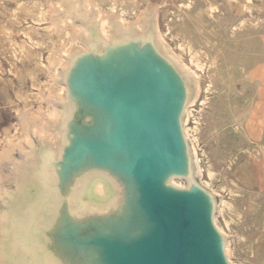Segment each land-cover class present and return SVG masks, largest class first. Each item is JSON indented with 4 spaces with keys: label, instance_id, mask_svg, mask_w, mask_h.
<instances>
[{
    "label": "water",
    "instance_id": "1",
    "mask_svg": "<svg viewBox=\"0 0 264 264\" xmlns=\"http://www.w3.org/2000/svg\"><path fill=\"white\" fill-rule=\"evenodd\" d=\"M92 23L60 73L58 141L29 151L3 200V264H230L184 129L188 73L148 27L109 39Z\"/></svg>",
    "mask_w": 264,
    "mask_h": 264
},
{
    "label": "rangeland",
    "instance_id": "2",
    "mask_svg": "<svg viewBox=\"0 0 264 264\" xmlns=\"http://www.w3.org/2000/svg\"><path fill=\"white\" fill-rule=\"evenodd\" d=\"M18 1L21 0H0V131L17 122L13 104L8 100V96H11L13 100L17 99L14 88L18 85V80L12 71L13 41L22 42L27 39L22 30L30 24L35 25L40 31L47 26L46 21L33 22L23 14L20 17V23L15 22L13 12L17 8ZM117 2L121 5L126 0H117ZM136 2L141 9H148L146 21L150 32L154 34L160 45L176 58L178 65L188 73L191 98L183 120L184 129L189 127L191 131L193 130L192 137L195 139L198 137L195 144L186 132L192 152L202 158L201 165L204 171L198 181L217 198L215 224L226 236L227 245L230 244L233 248V252H230L226 246L228 260L230 264H264V148H262L264 147V0H253L254 6L246 10L242 7L244 0H136ZM72 8L69 7L68 11L65 9L64 15H69V11L73 15ZM81 18L85 19L87 25L95 26L92 19H88L90 17ZM196 20L198 22L204 20L202 23L204 25ZM245 20L246 24H244ZM193 28L197 31L192 30ZM188 32L191 34L186 35ZM238 32L240 36L236 38ZM250 40L252 45L256 46L248 44ZM191 42H193L192 45H190ZM47 55V51L44 50V60ZM196 56L200 57L201 63ZM213 59L217 61L214 62ZM17 63L22 65L20 61ZM198 64L200 69L196 66ZM40 77L45 79L44 74H40ZM59 79L64 85L62 79ZM223 79L229 82L224 84ZM195 126L197 128H194ZM40 144L42 141L36 140V147L30 151L31 153L28 150L16 151L14 156L0 167V169L4 168L3 172H5L0 177L1 192L6 186L10 189L13 187L15 179L20 177L26 165L27 154L31 155L29 161L34 160L35 149L42 146ZM210 164L212 166L209 168ZM208 172L211 174L209 175ZM182 181L185 185L186 180L182 179ZM222 200L226 201L225 204L230 203L227 204L223 213L221 212ZM2 201L0 200V215L3 209ZM228 216L234 223L230 221L227 225V219L230 220ZM216 219L222 228L218 226ZM5 226V223L0 224V229ZM4 240V233L2 235L0 233V244ZM1 258L0 253V264H3Z\"/></svg>",
    "mask_w": 264,
    "mask_h": 264
},
{
    "label": "bare ground",
    "instance_id": "3",
    "mask_svg": "<svg viewBox=\"0 0 264 264\" xmlns=\"http://www.w3.org/2000/svg\"><path fill=\"white\" fill-rule=\"evenodd\" d=\"M72 6H73V8H72ZM212 6H213V4H212ZM253 6H254L253 0H244V2L242 4V7L244 10L251 9ZM69 7H71L72 10L74 11L73 15H72L71 11H69V15L68 14L64 15V10L66 9L68 11ZM181 7L182 6L180 5V8ZM199 10H198V12H200ZM208 10H210V9H208ZM205 11H206V8H205ZM147 13H148V9H141L139 7L138 3L136 2V0H126V2L122 3L121 5L118 4L117 0H21V1H18L17 8L13 12V19L15 22L20 23V17L23 14L26 17H29L33 22H41L42 23V22L46 21L47 26L43 28V31H40L35 25L30 24L22 30L23 31L22 33L25 34L27 39L23 40L22 42H18L16 40L13 41L12 51H11V55L13 56V63H12L13 70L12 71L18 80V85H16L14 88L15 96L17 99L13 100L11 98V96H8V100L11 104H13V109L16 113L17 122L13 123L11 127L5 128L3 131H0V167L1 166L3 167V165L5 163H7L8 160L14 156V153L16 151H18V150L30 151L32 148H34V146L36 144V140H40L42 142H49L52 145L56 144V142L58 141V139H59L58 123H59V120H60V117L62 114L61 104L64 101L65 90H66L65 86L62 83H60V79H59L60 73L64 68H66V66L68 64V59L74 53L78 52L79 50H81L82 48L85 47L87 37H89V35H88L89 34V31H88L89 25H87L85 22V19H82L81 17L84 16V17H90V18L94 19L95 22H97V24H98V28H99L101 34L104 37L110 39V37H113L114 35H118V34L119 35L146 34V30H147V26H148L147 21H146V18L148 16ZM189 13H187V16ZM206 14H208V12ZM188 17H190V16H188ZM204 17H205V15H204ZM203 18H201V19H203ZM78 19H80V21ZM196 19L199 20V18H196ZM191 20H193V19L191 18ZM204 20L202 22L201 21L200 22L197 21V22L200 23L201 25H204V24H202V23H204ZM187 22H188V20H187ZM188 23H186V24H188ZM246 23H247V21L244 24H246ZM206 24H209V23H206ZM247 25H249V24H247ZM167 26H169V25H167ZM196 26H197V23H196ZM172 28H171V30H172ZM245 28H246V25H245ZM192 30H196V29L193 28ZM198 30H199V28H198ZM201 30H202V28H201ZM201 30H200V32H201ZM241 30H243V29H241ZM179 31L180 30H178V32ZM182 31H183V29H182ZM190 31H191V29H190ZM178 32H175V33H177V34L182 33V32H180V33H178ZM191 32L186 33V35L191 34ZM209 33H210V30H209ZM234 33L235 32H233V34ZM248 33L249 32H247V34ZM240 34H241V32H240ZM238 36H240L239 32H238V35L236 38H238ZM252 37H253V35H252ZM183 38L185 41V37H183ZM234 38H235V36H234ZM240 40H239V42H240ZM192 43L193 42H191L190 45H192ZM248 44H251V46L255 45V44L252 45L251 40ZM220 49L222 52V47ZM254 49H255V47H254ZM44 50H46L48 53L45 60L43 59V51ZM200 52H201V50H200ZM195 53H197V52H195ZM196 57H198V56H196ZM199 58L200 57H198V59ZM206 58H207V56H206ZM220 58H222V57H220ZM213 60H214V62L217 61L216 59H213ZM18 61H20L22 63L21 66L18 65V63H17ZM198 61H199V63H201L200 59ZM211 62H210V64H211ZM213 64H215V63H213ZM202 65H200V66H202ZM196 66L198 67L199 64ZM216 66H218V65H216ZM215 72H217V71H215ZM215 72H213V73H215ZM40 74H44L45 79H42L40 77ZM215 74H217V73H215ZM225 82H224V84H227V82H229V80L226 83ZM234 88H236V87H234ZM236 89H235V91H237ZM226 100H228V99H226ZM55 101H57V103H55ZM232 102H233V100H232ZM57 104H59V105H57ZM234 104H236V103H234ZM226 108H227V106H226ZM230 108H231V106H230ZM191 112H192V109L190 110V113ZM239 114H242V113H239ZM238 117H239V115H238ZM238 117L236 116L237 119H238ZM242 117H243V115H242ZM224 120H226V119H224ZM194 128H197V127L195 126ZM238 130H239V128H238ZM192 131L189 127H187L185 129V132H187L188 135H190L191 137H192ZM197 139H198V137L196 139L194 137H192V140L195 144L197 143V141H196ZM262 148H264V147H262ZM255 150H256V148H255ZM257 151H259V150H257ZM243 152H246V151H243ZM193 155H194V161H195L196 175L198 178H200L203 174V171H204V169L202 168V165H201L202 158H199L198 156H196L194 152H193ZM210 166H212V165L210 164L208 167L210 168ZM228 167H230V166L228 165ZM3 169L4 168L0 169V177H1L2 173H5V172H3ZM214 173H212V174H214ZM210 174L211 173H209V175ZM212 178H210V179H212ZM6 181H7V177H6ZM14 183L15 184L13 185V187H11V189L8 186H6V187H4L5 189L3 188L2 192L0 191V193H1V197H0L1 199L0 200H6L7 197L8 198L13 197L14 193L21 191L23 188L22 185L24 184L23 177L15 180ZM174 183L178 186L184 185L181 178H178V179L174 178ZM208 183H210V182H208ZM92 184L93 185H91L90 189H89L90 190L89 195L92 196V198L94 200L98 201L99 203L106 202V199L110 195L109 189L104 188V186L101 184L100 181H95ZM219 186H221V185H219ZM225 187H226V185H225ZM229 189H231V187ZM238 192H239V190H238ZM243 194H245V193H243ZM2 202H5V201H2ZM225 202L226 201L222 200V203H221V212L222 213L224 212V209L228 204V202H227V204H225ZM227 209H230V208L227 207ZM2 210L3 209H1V212H2ZM230 211H232V210H230ZM255 211H257V210H255ZM259 213H260V211H259ZM261 214H263V213L261 212ZM232 215H233V212H232ZM240 217H241V215H240ZM223 218L226 219V217H223ZM229 218H230V220L227 219V223H228L227 225H229L230 221H232L231 223H234L232 218L231 217H229ZM5 219H7L5 213L4 214L1 213L0 224L5 223ZM216 222H217L218 226L220 228H222L220 226V224L218 223V219H216ZM5 231L6 230H4V228H1L0 229L1 235ZM230 232H232V231L230 230ZM238 238H240V237H238ZM242 238H244V237H242ZM238 241H239V239H238ZM241 241H243V240L241 239ZM227 248H228V251L233 252V248L230 244L227 245Z\"/></svg>",
    "mask_w": 264,
    "mask_h": 264
}]
</instances>
